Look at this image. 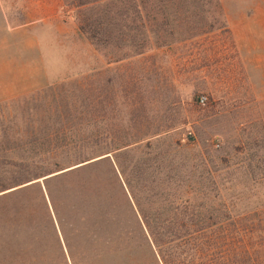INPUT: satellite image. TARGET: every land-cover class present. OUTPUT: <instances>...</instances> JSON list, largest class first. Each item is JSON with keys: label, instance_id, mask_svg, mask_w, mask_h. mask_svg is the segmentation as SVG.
<instances>
[{"label": "rangeland", "instance_id": "rangeland-1", "mask_svg": "<svg viewBox=\"0 0 264 264\" xmlns=\"http://www.w3.org/2000/svg\"><path fill=\"white\" fill-rule=\"evenodd\" d=\"M70 1L6 0L3 6L0 0L11 26L33 23L38 69L37 86L17 89L18 95L0 102V171L11 174L0 172V191L51 163L43 153L47 146L37 150L35 142L66 129L51 120L91 119L93 140L84 143L85 158H56L62 168L104 157L113 161L129 145L132 153L119 161L135 186L140 182L130 173L131 159L151 167L150 179L166 193L159 188L158 196L192 201L190 208L163 207L160 201L152 207L203 216L226 210L235 221L253 218L238 225L253 231L251 237L264 232V73L251 56H237L232 38L264 35L257 9L264 0H220L230 35L106 33L93 35V43L78 29ZM201 95L208 99L205 106L198 105ZM69 130L89 134L79 124ZM65 145L60 139L55 147ZM97 171L110 177L106 163ZM169 183L174 185L167 190ZM142 203L149 207L146 199ZM232 235L229 243H239ZM131 248L127 257H107L101 264H161L147 245Z\"/></svg>", "mask_w": 264, "mask_h": 264}, {"label": "trees", "instance_id": "trees-1", "mask_svg": "<svg viewBox=\"0 0 264 264\" xmlns=\"http://www.w3.org/2000/svg\"><path fill=\"white\" fill-rule=\"evenodd\" d=\"M5 1L1 0L3 6ZM68 6L76 9L78 29L92 43L93 35L106 33L230 35L220 0H71ZM99 6L105 11L94 12ZM50 90L55 93L56 88ZM51 121L66 129L45 139L35 138L37 147L47 146L43 153L53 159L51 163L45 162L46 168L0 191V264H101L107 257H127L131 247L144 244L161 264H264V232L251 237L253 231L238 227L241 221L251 223L252 217L235 221L226 210H211L203 216L152 207L160 201L163 207L190 208L192 201L158 196L159 188L166 193L150 179L151 167L131 159L130 173L140 182L135 186L119 161L132 153L126 151L129 145L113 161L108 157L85 160L71 170L59 166L56 158H85L82 149L93 140L88 130L93 120L58 117ZM77 124L89 134L67 131ZM60 139L67 144L62 149L55 147ZM37 150L34 156H39ZM103 163L110 177L97 174ZM4 173L11 175L10 169ZM42 178L46 179L40 183ZM168 185L170 190L174 184ZM145 199L149 207L142 203ZM232 234L239 236V243H229L234 240ZM247 239L254 243L243 241Z\"/></svg>", "mask_w": 264, "mask_h": 264}, {"label": "crops", "instance_id": "crops-1", "mask_svg": "<svg viewBox=\"0 0 264 264\" xmlns=\"http://www.w3.org/2000/svg\"><path fill=\"white\" fill-rule=\"evenodd\" d=\"M264 16V7L257 6ZM36 31L33 23L11 26L0 7V102L17 89L37 86ZM237 56L252 57V64L264 73V35H232ZM264 78V77H263ZM15 91V92H13Z\"/></svg>", "mask_w": 264, "mask_h": 264}, {"label": "built area", "instance_id": "built-area-1", "mask_svg": "<svg viewBox=\"0 0 264 264\" xmlns=\"http://www.w3.org/2000/svg\"><path fill=\"white\" fill-rule=\"evenodd\" d=\"M207 101H208V99L204 95L199 96L198 99H197V102H198L199 106H205L207 104Z\"/></svg>", "mask_w": 264, "mask_h": 264}, {"label": "water", "instance_id": "water-1", "mask_svg": "<svg viewBox=\"0 0 264 264\" xmlns=\"http://www.w3.org/2000/svg\"><path fill=\"white\" fill-rule=\"evenodd\" d=\"M82 165H84V164H82ZM82 165L75 166V167L70 168V169H68V170L74 169V168L79 167V166H82ZM68 170H66V171H68ZM64 172H65V171H64ZM61 173H62V172H61ZM58 174H60V173H58ZM44 179H46V178H44ZM44 179H43V180H44Z\"/></svg>", "mask_w": 264, "mask_h": 264}]
</instances>
